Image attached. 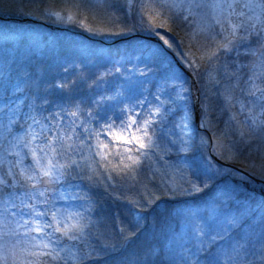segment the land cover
<instances>
[{"label":"snow or ice","instance_id":"6c2138e0","mask_svg":"<svg viewBox=\"0 0 264 264\" xmlns=\"http://www.w3.org/2000/svg\"><path fill=\"white\" fill-rule=\"evenodd\" d=\"M9 14L127 47L90 71L5 36L0 264H264V190L225 179L244 161L264 180V0H0Z\"/></svg>","mask_w":264,"mask_h":264},{"label":"trees","instance_id":"16d2710c","mask_svg":"<svg viewBox=\"0 0 264 264\" xmlns=\"http://www.w3.org/2000/svg\"><path fill=\"white\" fill-rule=\"evenodd\" d=\"M6 17L5 19H0V46L5 44V36L7 35V44L9 47H12L13 45H16L17 43L22 44H31L36 50H38L40 53L44 55L45 58H50L55 53L63 54L66 56H70L73 59L76 60L78 64H81L85 66L86 70L95 71L96 66L102 62V56H101V49L105 50V53H107L109 50L111 53L115 54L117 50L120 52H123L125 48L127 47L126 43L121 40H104L100 37H93L88 32H74V38L71 39H64L60 36V31L64 30H58L53 28V24L51 22L45 21V23H41V26H48L47 28H44L50 32L53 33H59L55 34L53 36L48 35H42L39 36L35 32H28L29 34L23 35V40L18 41L16 38V33H14V29L10 28L9 24H17L18 26H24L25 24L29 25L28 22H18V18L12 17L10 15H2ZM36 23V25L39 22H33L32 24ZM47 23V24H46ZM7 27H5V26ZM34 25V26H36ZM5 28H3V27ZM6 30L7 34H6ZM37 32V31H36ZM72 76H69V79H71ZM81 87H86V85H81ZM233 171L243 176L247 179H254L253 177H258L257 175L251 174V169H249L244 161L237 162L235 164H230ZM249 175H252V178L249 177ZM237 175H230L226 176L225 179L228 180L230 183L240 185V187L244 190H247L249 192H254L257 198H259V195L261 193V189L259 187L260 183H264L263 180L254 179L255 184L249 185L248 182L243 180L242 177ZM171 205L167 203H160L159 207L157 208L158 212H163L166 208H170ZM144 242V237L141 236V244ZM137 243V242H136ZM131 244V243H130ZM140 243H137V245L131 249L128 250V253L134 251ZM129 248V247H128ZM127 254V253H126Z\"/></svg>","mask_w":264,"mask_h":264},{"label":"rangeland","instance_id":"374dc122","mask_svg":"<svg viewBox=\"0 0 264 264\" xmlns=\"http://www.w3.org/2000/svg\"><path fill=\"white\" fill-rule=\"evenodd\" d=\"M9 15L12 16V17H16L18 19H21L22 18L21 16H17V15H11V14H9ZM18 22H20V21H18ZM27 22L29 23V25L25 24V27L24 26L23 27L22 26H18V25H12L11 23L9 24L10 25L9 27L14 29V33H16L17 30L24 29V30H27V32H35L39 36L48 35V34H49L48 36H53L55 34H59L60 33V36L63 37L64 39H71L72 37L74 38V35L73 34H74L75 31H77V32H86L83 29L78 28V27H74V26H72L70 24H55V23L48 24V25H52L53 28H55V29L64 30V31H60L59 33H53V32L48 31L49 30L48 29V26L45 27V26H41L40 25L41 23L44 24L45 21L31 19V21H27ZM33 22H39V23L36 25V23L32 24ZM34 25H36V26H34ZM3 26H5V25H3ZM5 27H7V26H5ZM5 27H3V28H5ZM44 28H47L48 30H46ZM228 167L231 168V165H229ZM231 175H233V176L234 175L240 176V175L236 174L234 171H232V174ZM240 177H242L243 180H245L246 182H248L249 185H254L255 184L254 179L262 180L259 176L258 177H255L254 176L253 177L254 179H247V178H244L243 176H240ZM249 177L252 178V175H249ZM259 187H260L261 190H264V183L261 182L260 185H259ZM136 242L137 243H140L139 245H141V238L139 240L132 241L131 244H129L128 250L131 249V248H133V247H135L137 245ZM118 260H119V256L113 257V258L109 259L106 262V264H118Z\"/></svg>","mask_w":264,"mask_h":264}]
</instances>
